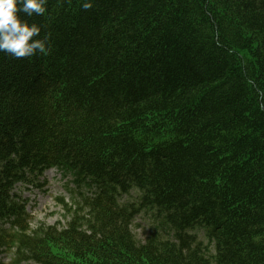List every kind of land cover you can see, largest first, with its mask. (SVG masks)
<instances>
[{"label": "trees", "instance_id": "1", "mask_svg": "<svg viewBox=\"0 0 264 264\" xmlns=\"http://www.w3.org/2000/svg\"><path fill=\"white\" fill-rule=\"evenodd\" d=\"M21 16L50 38L0 52V264H264V0ZM52 168L74 175L69 219L33 224L17 189Z\"/></svg>", "mask_w": 264, "mask_h": 264}, {"label": "rangeland", "instance_id": "2", "mask_svg": "<svg viewBox=\"0 0 264 264\" xmlns=\"http://www.w3.org/2000/svg\"><path fill=\"white\" fill-rule=\"evenodd\" d=\"M74 180L72 173L52 168L39 179L38 185H28L17 189L23 198L27 199L28 210L34 217L33 224L40 221L48 224H65L67 222L69 216L59 199L65 203H74L78 188ZM133 196H136L135 191H133ZM152 219V213L146 211L135 219L132 229L139 240L146 239ZM199 235L202 237L203 233L200 232ZM3 261L6 264H14L8 254H4ZM22 264L37 263L24 262Z\"/></svg>", "mask_w": 264, "mask_h": 264}, {"label": "clouds", "instance_id": "3", "mask_svg": "<svg viewBox=\"0 0 264 264\" xmlns=\"http://www.w3.org/2000/svg\"><path fill=\"white\" fill-rule=\"evenodd\" d=\"M47 0H0V52L20 59L47 53L49 36L40 37L41 28L26 17L43 15ZM82 7L88 9L85 2Z\"/></svg>", "mask_w": 264, "mask_h": 264}]
</instances>
